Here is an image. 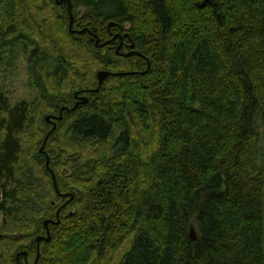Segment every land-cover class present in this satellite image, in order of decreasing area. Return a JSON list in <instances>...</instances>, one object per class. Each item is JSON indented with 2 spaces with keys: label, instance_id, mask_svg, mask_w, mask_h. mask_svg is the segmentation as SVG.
Returning a JSON list of instances; mask_svg holds the SVG:
<instances>
[{
  "label": "trees",
  "instance_id": "obj_1",
  "mask_svg": "<svg viewBox=\"0 0 264 264\" xmlns=\"http://www.w3.org/2000/svg\"><path fill=\"white\" fill-rule=\"evenodd\" d=\"M71 2L82 33L68 1L0 0L4 52L43 85L0 88V264H33L60 207L38 264H264V0ZM99 67L127 74L92 91Z\"/></svg>",
  "mask_w": 264,
  "mask_h": 264
},
{
  "label": "rangeland",
  "instance_id": "obj_2",
  "mask_svg": "<svg viewBox=\"0 0 264 264\" xmlns=\"http://www.w3.org/2000/svg\"><path fill=\"white\" fill-rule=\"evenodd\" d=\"M84 11H85L84 7L79 8L76 11L78 12V16L76 17L80 19L83 16ZM3 46H4V40H3V37L0 35V60L2 59L1 56L3 55V53L8 55L6 61L4 60V62H6L5 66L3 67V69H0V75H1L0 88L1 90L8 97L11 105H15L21 101H27L31 105L33 103L34 104L39 103L38 99H40L39 98L41 94L40 90L42 89L43 85L41 86L38 84V80L36 78V72H40L41 69H35L34 65L29 60L32 54V52L30 51L32 50L29 49L28 51H26V46H24L23 43H19L13 47L12 51L6 50L4 52L5 48ZM37 46L38 45L36 44L35 47ZM99 68L100 69H93V73L97 74L98 71L102 70L101 67ZM88 83H89L88 84L89 88H96V85H94L92 81H88ZM45 84H48L47 80ZM55 85L59 86L61 84H48V86H55ZM62 89L63 91H68V86L67 88H62ZM61 91L62 90H59L55 93H58V94L62 93ZM76 91L73 92V95L75 94ZM47 110L49 109L47 108ZM51 111L49 112L50 114H52L53 116L55 115L58 116V113H53ZM57 121L58 120H56V123ZM50 124L51 125L48 127V131H50L53 127L52 126L53 123H50ZM260 125H261L260 133L262 137L261 144L264 147V126L262 124ZM39 151L40 149L36 151V154H38ZM44 151L48 157L47 151L45 149ZM45 154L42 153L40 157ZM52 197L54 198V195H52ZM2 220H3V215L0 214V226L2 225Z\"/></svg>",
  "mask_w": 264,
  "mask_h": 264
},
{
  "label": "water",
  "instance_id": "obj_3",
  "mask_svg": "<svg viewBox=\"0 0 264 264\" xmlns=\"http://www.w3.org/2000/svg\"><path fill=\"white\" fill-rule=\"evenodd\" d=\"M63 1H65V0H56L57 4H61ZM66 1L69 2V10H70V13H71L70 24H69L70 32H71V33H75V32H80V33H82V32H84L85 29L80 30V31H78V30H74V29H73V25H74V17H73V14H72V2H71V0H66ZM115 25H117V23H115V22H110V23L108 24V28L110 29L111 27H113V26H115ZM122 29H123V28L121 27V30H122ZM87 30L90 31V33L92 34L91 41H93L94 38L96 39L95 44H96V46H98V47H102V46H104V45L110 43L112 40H115V39L117 38V36L119 35V34H118V35H115V36H113L112 40L107 41L106 43H102V44H101V43H100V38L97 36V34H95L94 32H92V31H91L90 29H88V28H87ZM130 47L133 48V47H134V44H131ZM120 48H121V45L118 46V48H117L118 53H120ZM129 54H130V53L123 54V55L128 56ZM123 74H127V73L113 72V71H109V70H107V69H102V70L98 71V73H97L98 85H97V88H96V89H93L92 91H99V89H100V87L102 86V84H103V83L105 82V80H107L110 76H118V75H123ZM75 97H76V99H77V102L75 103V105H74V107H73L72 109H69L68 107H63V108L61 109V111H60V116H58V117H55V116H53V115H48V116H46V118H45L46 121H47L48 123H53V129H52L51 131L55 130L56 127H57L56 120L61 121V120L63 119V112H64L65 110L68 111V112H69V111H72V110H75V109L78 107L79 104H87L88 101H89V98H88L87 96H80V95H79V91L76 92ZM51 131H50V132H51ZM48 136H49V134H48ZM48 136L46 137L43 146L40 148V151H39V153L37 154V157H40V155H41L42 153L45 154L44 149H45V146H46V143H47V140H48ZM47 164H48V166H49V159H47ZM51 171H52V170H51ZM52 173H53V177H54L55 188H56V190H57L56 176H55V174H54L53 171H52ZM57 191H58V190H57ZM58 192H59V191H58ZM62 195H63V196H67V195L70 196V199L67 201V203L70 202V201H72V200L74 199V194H72V193H66V194H62ZM67 203H65V205H66ZM63 206H64V205H63ZM61 208H62V207H60V209L57 211V220L46 219V220L44 221V226H45V228H46L47 233H46V235H40V236L37 237L38 254H37L36 260H35V262H34L33 264H38V260H39V257H40V248H39V246H40L41 241H42V240H45V241H50V240H51V232H50L49 225H50V224H59V223H60V216H59V214H60V210H61ZM191 237H192L193 240L196 239L194 229L191 231ZM23 254H24V256H25V258H26V260H27L28 253H27V252H24ZM19 256H20V255H18V257H19Z\"/></svg>",
  "mask_w": 264,
  "mask_h": 264
},
{
  "label": "flooded vegetation",
  "instance_id": "obj_4",
  "mask_svg": "<svg viewBox=\"0 0 264 264\" xmlns=\"http://www.w3.org/2000/svg\"><path fill=\"white\" fill-rule=\"evenodd\" d=\"M124 35L129 36L128 33L124 32L122 35L119 36L121 39H120L119 37H118V39H119V43H120V45L122 44V46H123L124 49L127 48V50L125 51V53H126V52L128 53V52L131 50V49H130V48H131V47H130V44H132V43L129 42V43H130V44H129L128 42H126V40H123L122 37H123ZM127 53H126V54H127ZM75 94H76V93H75ZM75 94H74V97H75ZM79 95H80V94H79ZM80 96H85V94H82V95H80ZM75 100L77 101L76 97H75Z\"/></svg>",
  "mask_w": 264,
  "mask_h": 264
},
{
  "label": "bare ground",
  "instance_id": "obj_5",
  "mask_svg": "<svg viewBox=\"0 0 264 264\" xmlns=\"http://www.w3.org/2000/svg\"><path fill=\"white\" fill-rule=\"evenodd\" d=\"M65 1H66V0H65ZM63 2H64V1H63ZM69 13H70V10H69ZM70 18H71V13H70ZM128 35H129V34H128ZM131 41H132V40H131ZM132 44H133V42H132ZM104 46H105V45H104ZM97 47H98V46H97ZM102 47H103V46H102ZM117 52H118V51H117ZM119 54H120V53H119ZM121 55H123V54H121ZM123 56H125V55H123ZM76 102H77V101H76ZM76 102H75V103H76ZM64 107H66V106H64ZM73 107H74V106H73ZM73 107H72V108H73ZM62 108H63V107H62ZM62 108H61V109H62ZM72 108H71V109H72ZM60 111H61V110H60ZM65 111H66V110H65ZM66 112H68V111H66ZM63 113H64V112H63ZM59 116H60V114H59ZM55 117H58V116H55ZM52 126H53V124H52ZM52 129H53V127H52ZM52 129H51V130H52ZM53 131H54V130H53ZM53 131H51V132H53ZM51 132H50V133H51ZM50 133H49V135H50ZM47 166H48V164H47ZM52 174H53V173H52Z\"/></svg>",
  "mask_w": 264,
  "mask_h": 264
}]
</instances>
